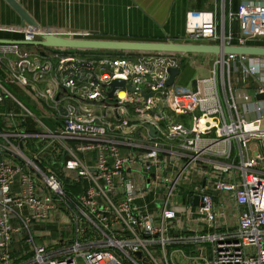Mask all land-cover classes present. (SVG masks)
<instances>
[{
  "label": "built area",
  "instance_id": "obj_1",
  "mask_svg": "<svg viewBox=\"0 0 264 264\" xmlns=\"http://www.w3.org/2000/svg\"><path fill=\"white\" fill-rule=\"evenodd\" d=\"M226 17L187 13L181 43L251 45L254 39L233 32ZM228 18L264 20V5L243 3ZM0 31L26 42L86 38L38 26ZM52 51L41 57L0 45L7 82L28 89L60 131L34 117L1 79L0 104L17 103L38 124L36 137L73 143H63L58 172L44 170L21 150L29 134L0 129V264H179L180 257L185 264H264V155L250 154L264 141V99L257 98L264 96V57L214 56L194 91L176 92L174 83L166 85L167 71H180L182 58L172 54ZM234 68L243 92L232 82ZM114 80L124 87L109 99ZM249 80L254 101L240 113L236 99L250 91ZM66 185L81 191L71 196ZM56 211L64 215L55 222L57 243H35L31 225ZM22 233L30 246L25 261L10 249Z\"/></svg>",
  "mask_w": 264,
  "mask_h": 264
},
{
  "label": "crops",
  "instance_id": "obj_2",
  "mask_svg": "<svg viewBox=\"0 0 264 264\" xmlns=\"http://www.w3.org/2000/svg\"><path fill=\"white\" fill-rule=\"evenodd\" d=\"M22 9L37 23L38 27L51 29L55 32L84 33L88 39L114 40V41H150V42H176L181 43L185 36V17L189 12H216L219 15L224 13L226 26L235 33L242 30L254 39L250 43L253 46H264V20H250L246 22L235 20L230 22L228 15L237 13L243 3H253L264 5V0H15ZM26 27L21 22L19 16L4 1L0 0V28ZM248 29V30H247ZM1 40H21L22 37L5 31H0ZM22 53L38 54L32 46H19ZM55 50V49H53ZM43 51V50H42ZM45 54L53 53L52 49L43 51ZM210 67L212 68V60ZM198 66V65H197ZM184 66L179 71L178 77L184 74ZM196 70V69H194ZM231 75L232 82L240 92H243L238 79L240 75L236 72ZM205 76L207 77V70ZM6 69L0 63V79L14 97L12 89L16 94L21 95L27 105L21 104L34 117L42 120L52 132H59L61 123L50 121L43 108L37 105L28 89L18 88L7 82ZM195 80V79H194ZM194 80L190 85L185 84L183 91H194ZM44 89V84H38ZM247 88L249 92H244L247 96H252L254 83L249 80ZM16 100V98L14 97ZM17 101V100H16ZM254 101V98H253ZM253 101L249 102L252 103ZM247 102V104H249ZM242 112V108H239ZM24 114L14 101L7 99L0 104V129L4 132L24 131L29 137L24 139L20 146L22 152L30 159H34L36 164L44 170L59 171L60 161L63 160V139L39 138L35 135L39 132L38 124L23 117ZM72 145V142H65ZM250 154H263L264 150L260 145L250 147ZM63 178V175H60ZM65 183H67L65 181ZM68 193L73 196L81 191V185L68 187ZM215 196V195H214ZM52 222L37 224L34 230L42 232V235L35 236V243H45L52 246L57 243L59 230L55 222L60 221L64 215L58 211L53 213ZM26 235L22 233L13 237L10 247L12 254L20 257L21 261L30 258V246L25 241ZM194 264H198L195 262Z\"/></svg>",
  "mask_w": 264,
  "mask_h": 264
},
{
  "label": "water",
  "instance_id": "obj_3",
  "mask_svg": "<svg viewBox=\"0 0 264 264\" xmlns=\"http://www.w3.org/2000/svg\"><path fill=\"white\" fill-rule=\"evenodd\" d=\"M11 9L19 16L21 22L28 27H37V23L22 9L15 0H4ZM0 45H18L32 46L43 49L56 50H78V51H108L122 52L126 54L134 53H159V54H208L213 56L223 55H238L251 57H264V46H244V47H227L202 44H183L172 41L168 42H150V41H114L86 38H64L54 35H44L40 39L32 42L24 40H1ZM41 57H45L43 51L39 52ZM169 78L166 81L167 86L173 85L175 79L179 75L177 69H168ZM111 91L108 93V98L111 99L113 91L124 87L123 81L114 80L109 84ZM130 92H133L130 89ZM264 99V96L257 97ZM58 96L55 97V100ZM153 133L152 128H150ZM264 150V141L261 144ZM217 193H213L216 195Z\"/></svg>",
  "mask_w": 264,
  "mask_h": 264
},
{
  "label": "rangeland",
  "instance_id": "obj_4",
  "mask_svg": "<svg viewBox=\"0 0 264 264\" xmlns=\"http://www.w3.org/2000/svg\"><path fill=\"white\" fill-rule=\"evenodd\" d=\"M48 51V50H47ZM49 54V53H48ZM143 54V53H140ZM115 55H119L121 56V54H115ZM173 56L177 57V58H182L181 61V65H180V70L181 68H183L186 65H189L191 68L186 67L184 70V74L179 77H177L175 79L174 82V89L176 90V92H181L184 87L185 84L190 85V82L196 78H199L200 76H205L206 75V71L209 67H210V62L211 60H213L214 56L213 55H208V54H172ZM208 60V61H207ZM197 66V68H195V66ZM196 69V70H194ZM200 75V76H199ZM12 93L14 95V97L16 98V100L24 105H27L28 101H26L21 95L16 94V92L12 89ZM253 101V97L251 95L247 96L245 93L243 95V97L241 98H237L236 102L239 108H241V105H243L245 102H251ZM183 123L186 124V119L183 118L182 119ZM182 196L179 195L176 197V201L179 203V205L182 204ZM54 212H51L49 215V219L46 221H39L37 224H41V223H47V222H52V219L54 217L53 215ZM229 224L231 225V222H229ZM31 229L34 232V235L36 236H40L42 235V232H39L38 230H34L33 226L31 225ZM170 249V250H169ZM173 247L168 248V251H173ZM154 256H158V250H154L153 251ZM175 263H179V264H185L186 260L182 259L181 257L179 259H175L174 260ZM160 264H164L163 261H159Z\"/></svg>",
  "mask_w": 264,
  "mask_h": 264
},
{
  "label": "trees",
  "instance_id": "obj_5",
  "mask_svg": "<svg viewBox=\"0 0 264 264\" xmlns=\"http://www.w3.org/2000/svg\"><path fill=\"white\" fill-rule=\"evenodd\" d=\"M39 52L43 51H47L50 49H43V48H35ZM70 52H76L77 54H81V55H85V56H102V55H106V56H110L113 58H123V57H131V54H126V53H122V52H108V51H70ZM115 54H121V56L119 55H115Z\"/></svg>",
  "mask_w": 264,
  "mask_h": 264
}]
</instances>
